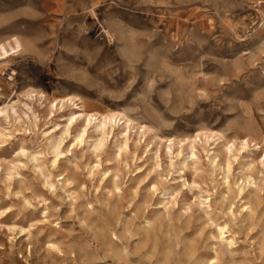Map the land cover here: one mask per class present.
<instances>
[{"label": "rangeland", "instance_id": "rangeland-1", "mask_svg": "<svg viewBox=\"0 0 264 264\" xmlns=\"http://www.w3.org/2000/svg\"><path fill=\"white\" fill-rule=\"evenodd\" d=\"M12 36L0 264H264V0H0V42ZM70 96L151 130L97 151L92 127L65 132ZM198 130L224 137L198 140L196 169L178 141Z\"/></svg>", "mask_w": 264, "mask_h": 264}, {"label": "bare ground", "instance_id": "bare-ground-1", "mask_svg": "<svg viewBox=\"0 0 264 264\" xmlns=\"http://www.w3.org/2000/svg\"><path fill=\"white\" fill-rule=\"evenodd\" d=\"M103 29H104L105 33L110 35V32H109L108 28L103 27ZM120 29H121V27H120ZM177 40H178V38H177ZM22 48H23L22 42L16 36H12L8 40H6L4 42H0V61L7 60L12 55H18L19 52L22 50ZM33 92H34V90L30 91L29 92V94H30L29 96H33ZM41 96H43V95H41ZM45 96L46 95H44V97ZM78 100H79V102H76ZM68 102L73 104L75 106V108L78 109V110L72 111L71 115L68 117L67 123L65 125V132H69L71 127H72V125H74L75 123L81 121L82 127L80 129V132L75 136L74 139L76 141H78V142H82L83 140H86V139H84V137H85V135H87L86 133L88 132V128L92 127L94 129V132H95V137L92 138V140H91L92 141V146L97 151H99V150L102 151L103 147L107 143V140H108V138L110 136H113V137L114 136H117V137L121 136L118 148L121 151H127L129 149V147H130L129 146V141H130V132H131L132 129H136V130L138 129V132L142 133L143 135H145L149 130H151L146 125L138 124L136 121H134L132 118H130L128 115H126L124 112H121V111H117V110L114 111L113 110V111H109V112L107 111L105 113H100L98 111L97 112H92V113L91 112H87L86 105H85L86 102L84 103V101L81 98L74 99L71 96L67 97V98H62L60 100V103L62 105V106L60 105L61 108L64 107ZM53 105L54 104H52L50 106V108L51 107L53 108ZM57 105L58 104H56L54 106L57 107ZM3 110H0V112L2 113ZM33 115L35 117V120H37L38 117L36 116V114H34V112H33ZM59 125L60 124H56L54 126V131H56L55 128L56 127L58 128ZM120 126H122L123 129L120 130L119 132H117L116 134H114L115 133V128L120 127ZM0 135L3 136L4 134L0 133ZM223 137H224V135L221 132H218V131L216 132V131H213V130H198L194 135L189 136V137H185V138L179 140L178 141L179 144L185 143L186 146L189 147V149H190V155L184 157L183 158V162L182 161L181 162L184 164V166H188V159H191L192 160L191 163H193L195 165V167L194 166L193 167L197 169L196 165L201 160L200 157L197 154V146H196V144H197L198 140L202 141L203 138H204V142L207 145L210 144L211 140H213L212 144H214L215 145L214 148H216V146H217L216 145V141H218L219 139H222ZM168 140L170 141V143H169L167 148H168V151H171L172 150V146L175 144V141H174V139H168ZM243 140H244L243 141V145H242L243 147H241L240 150H244L245 148H247V144L248 143H250V142L253 143L255 141L253 139V137H251V136L249 137L248 135ZM59 143L60 142H58V140L57 141L53 140V141L50 142V144L52 146V149L54 150V153H56V155H58L60 153V151H59V149H60ZM254 144L256 145V142ZM234 145H235L234 141L231 144H228V143L224 144V147H226V150H228L230 152L229 154H232V150H233ZM206 150H207L206 152H208L209 149L207 148ZM240 150L238 149L237 151H240ZM181 154H182V151H180L178 153V155H181ZM208 158H209V160L211 161V163L213 165L216 164L217 155H216L215 151H213L211 154H208ZM263 160H264V157H263ZM54 163H55V161H54ZM227 172H228V176L225 178V183L229 184V174L231 172V163L230 162H227ZM242 190H243V188H240V191H242ZM244 207H246L247 209H250L249 205H245ZM223 229H221L222 230L221 231L220 228H219V230L221 231L220 235L222 234V236H223V234L225 235V233H224L225 230L223 231ZM220 238H221V236H220ZM228 243L231 244V240ZM210 261H212V260H210Z\"/></svg>", "mask_w": 264, "mask_h": 264}]
</instances>
